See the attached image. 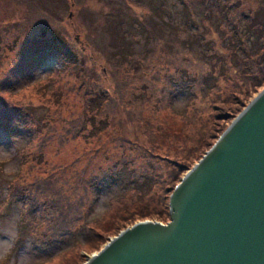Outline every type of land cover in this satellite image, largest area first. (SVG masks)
<instances>
[{
    "label": "rangeland",
    "instance_id": "obj_1",
    "mask_svg": "<svg viewBox=\"0 0 264 264\" xmlns=\"http://www.w3.org/2000/svg\"><path fill=\"white\" fill-rule=\"evenodd\" d=\"M207 1L161 0V15L159 19H156L164 25L168 33L170 31L173 33L178 32L181 38V41H174L172 49L171 47L167 48V51L171 50V53L166 52L165 59L163 52L165 48L162 50L160 46V43L164 41L162 37L157 39L155 46L151 45L153 37L150 40L145 39V37L137 39L140 32L138 24L142 23L144 27L145 24H148V18L155 16L156 9H153L152 12L148 0H0V94L2 96V98L0 96V115L3 112L2 106L6 103L16 104L19 107L23 106V109L34 113V116H32L26 112L30 122L24 126H18L16 129H20V132L17 135L9 134L7 128L0 125V147L11 152L13 160L19 166V173L23 174L20 180L16 182V186L23 189V192L27 194L31 188L30 182L34 178L32 172H36L33 169H40L43 166L44 172L48 170L52 172L57 168L72 164V168L69 170L71 175L80 172V179L75 185L77 192L73 193L74 196L78 197L75 200L77 201L83 197L91 206L95 194L89 191V184L98 182V179H101L113 166L127 162L131 163L130 166L135 167L139 173H150L156 170L153 179V190L149 197L143 196L140 199L137 194L134 204L125 209L124 213L120 211L114 213V217L113 215L108 217L107 223H110V221L111 223L107 226L108 230L104 232L107 240L102 243L103 245L117 235L116 231L122 226L121 221H118L121 216L134 212L138 213L147 204H150L153 215L168 209L172 185L170 184L171 181H165V177H169L171 174L174 175L175 172L180 176V179L184 177L220 137L221 130H219L217 124L223 123V126L227 125L229 127L240 114L242 110L239 112L234 109L237 105L236 102L246 100V105L243 107L245 109L264 89V85L256 86L255 79H252V77L248 75L242 77L237 72L231 76L220 78L221 87L228 91H236L238 96L233 100H228L227 95L218 98V101H224L222 103L225 108L221 112L229 111L232 113L233 118L227 120L217 119L216 125H212L213 131L209 133L206 128L210 117H213L214 114L207 116L211 110H207L209 102L204 100L210 97H198L197 100L199 101L196 102L195 107L189 113L186 111V114L179 117L177 122L174 121L175 115L172 116L166 107L162 108L158 105L156 98L160 97V87L165 82L160 81L162 75L157 73L163 68L157 69L156 67L162 65L168 67L169 70H174L177 67L185 68L196 74V77H202L206 73L211 75L210 73L214 72L212 76L216 77V73L220 72L218 70L220 65L226 63L225 67L230 68L234 67V63L237 62V56H232L231 52L229 54V50L228 56L225 54L224 59L220 58L221 55L218 57L216 55V58L212 61L207 58L211 46H215L218 53L227 51L225 48L227 36L229 41L236 45L228 27L220 34L217 30L211 31L213 23L210 22L209 26L204 25L202 32L206 34L209 41L205 43L195 41V34L198 29L195 27L190 29V21H196V23L208 22L209 11L212 12V20L220 18L217 15L221 7L218 0H210L209 6ZM239 1L246 7L250 5L253 9H257L264 4L263 0ZM122 22L129 32V38H127L131 41L129 46L133 49L144 50L147 47V49L154 50L159 45L158 48H155V53L146 54L145 56L149 57L139 59V61H142L139 65V74L145 72L144 80L150 83L147 91L151 95L150 100H143L138 98L137 94L135 95V87L140 84L139 80L122 81V77L106 74L105 70L111 66L109 60L115 56L110 49L105 47L110 41L108 40L110 34L108 31L112 30L118 34L124 33ZM51 31L57 32L75 46L81 58L85 59L86 65L89 67L88 70L95 69V80L92 81V84H99L112 94L111 99L102 107L101 116L103 117V114L111 115V120L115 123L114 131H106L109 134L103 135L97 141L96 138L90 140L89 137L83 135H78L75 138L73 134L77 131H72L73 124L65 130V126L69 125L74 115H77V117L86 115L85 103L86 98H88L86 90L80 86L78 81L80 75L74 76L75 72H70L72 69L79 70V65L77 68H70L59 58L49 57L45 60L43 70L36 72L35 79L28 86L17 89L15 92L12 90L13 85L9 86L13 82L10 74L14 68L13 60L16 59L20 43L23 40H31L35 36H50ZM157 57L160 58V65H157ZM144 60L145 65H149V68L145 70L141 67ZM214 67L215 71H213ZM155 76H159L160 79ZM236 81L237 83L234 85ZM46 83H48L47 86H45ZM200 85L199 82L198 88ZM186 99V96H180L177 99V109L184 105ZM62 102L65 104L64 107L61 106ZM47 108L50 110L49 114H53L57 120L53 124L55 129L48 131L50 134L49 143L41 144L40 138L48 130L49 125L43 127L39 132L37 125L39 126L43 122V117L48 114ZM139 110L142 113L141 115H139ZM21 113H25L24 110ZM69 114L72 118H68ZM202 115H204V118H202ZM132 116L134 120L131 119ZM18 119L22 124L21 116ZM165 121L169 123V131H183L184 134L179 141L169 144L171 149L167 147L168 142L170 143V140H167L164 142L162 149L159 150L153 147L154 142H152L151 136L148 137L142 131L143 128L140 125L148 131L150 127L147 123L150 122L153 130H161L163 126L161 123ZM62 131H65L66 134ZM149 133L152 134V131H149ZM56 135H62V137L59 138ZM64 135L68 137L66 141ZM110 135L112 138L108 139ZM70 137L71 141H68ZM38 143L41 145H38ZM34 146L35 154L39 152L38 147H40L41 151L44 152L43 156L46 161L43 165L33 168L32 148ZM166 152L170 153L169 158L166 157ZM177 153L180 155L177 156ZM77 157L81 162L74 161ZM184 157H188V159ZM176 158L180 163L186 165L184 169H182L183 166L177 167L175 165L173 159L176 160ZM72 161L74 162L71 163ZM154 162L158 170L155 168ZM53 165L55 167H51ZM159 171L164 176H161ZM19 173L15 177L19 176ZM38 174L41 175V173ZM11 180V178H4L0 175V246L5 243L12 244L10 255L5 261L6 264H63L65 262L63 253L69 250L65 249L66 247L47 246L43 240L39 242L36 239V234H29V232L32 233V227L29 228V231H26L24 237H20L19 227L24 211L27 209L25 206H28L29 202L26 200L24 203H16L12 200L15 198L16 187L14 184L11 185L13 183ZM67 181L69 183L70 178ZM120 183L121 181L115 184L110 192L101 195L98 203L94 205L92 219L106 214L111 207L112 198L120 199V197H123L121 195L125 192L127 184L125 180L123 184ZM159 203H164V206L159 208L157 206ZM140 214H134L133 218L128 220L129 223L126 226L130 227L136 222L148 219L160 221L154 217L138 218ZM115 217L119 218L116 219ZM163 220H169L167 215L163 217ZM18 240L20 242H17ZM78 250L74 249L67 254L69 262L74 259L72 256ZM82 253L85 257H78L76 263L68 264H84L90 256L98 253V248L82 250Z\"/></svg>",
    "mask_w": 264,
    "mask_h": 264
},
{
    "label": "trees",
    "instance_id": "obj_2",
    "mask_svg": "<svg viewBox=\"0 0 264 264\" xmlns=\"http://www.w3.org/2000/svg\"><path fill=\"white\" fill-rule=\"evenodd\" d=\"M148 1L150 2L149 5L151 6L152 12L153 9H156L155 16L153 15L152 17H149L147 21L148 24H145L144 27L142 23L138 24L140 32L137 35V39H142L145 37V39L150 40L153 37L151 45L155 46L157 39L162 37L164 41L160 43V46L162 50L165 48L163 52L164 58L166 59V52L171 53V50L167 51V48L171 47L172 49L174 46V41H181V38L178 32L173 33L170 31L168 33L164 25H162L160 21L157 20L159 19V16L161 15L160 12L162 11L161 0ZM209 2L210 0L207 1L208 6L210 5ZM218 3L221 4V7L217 13V15L220 17L219 19L212 20V12L209 11L208 22L205 23V21H202L200 23H196V21H190L189 27L190 29H194V27L198 29L196 30L197 33L195 34V41L199 43H205L209 41V39L206 38V34L202 33L204 30V25L209 26L210 22L213 23V28L211 31L217 30L220 34L221 31L227 30L226 27H228L230 29L233 42H236V45L235 43H231L227 36V45H225L227 51H220V54L216 51L215 46H211L209 48L210 51L208 52L209 55H207V58H210L212 61L216 58V55L217 57L221 55L220 58L224 59L225 54L228 56L229 50V54L231 52L232 56H237V62L234 63V67H225L226 63L220 65L218 69L220 72L216 73V77L212 76V73L214 72L210 73L211 75L206 73L202 77H196V74L185 68L177 67L174 68V70H169L168 67H163L162 65L156 67L157 69L163 68L157 73L162 75V79L160 81L165 82L162 83L163 86L160 87V97H158L160 100L158 98H156V100L159 103V106L162 108L166 107L172 116L175 115L174 121L177 122L179 117L186 114V111L189 113L190 110L195 107L196 102L199 101L197 100L198 97H210L204 100L209 102L207 105L209 108L207 110H211L207 116L214 114L213 117H210L209 124L206 128L208 133L213 131V126L216 125L217 119L227 120L233 118L232 113L229 111L221 112V110L225 108L222 103L224 101H218V98L227 95L228 100H233L236 96H238L236 91H228L223 89L219 83L220 78L231 76L233 73L237 72L242 75V77L248 75L249 77H252V79H255L256 86L260 87L261 85H264V4L260 5L257 9H253L250 5L246 7L239 0H218ZM122 28L124 29V33L122 34L115 33L112 30L108 31V33L110 32L108 36V40L110 41H108L107 46L105 47L110 49L112 54L115 56L114 58L111 57L110 60L108 59L111 63V66L109 69L107 68L105 70L106 74L122 77V81H128L129 79L139 80L140 84H137L135 87V95L137 94L138 98H142L143 100H150L151 95L150 93H147L150 83L147 80H144L146 75L145 72L140 73L143 77L139 74V65H141L140 63L142 62L139 61V59L149 57L145 56L146 54L151 55V53H155V48H158L159 45L158 47H155L154 50H150L149 48L147 49V47L144 50H135L133 47L129 46L131 43V41L128 39L129 32L126 30L123 22ZM49 35L50 36H35L31 40H23L20 43L18 46V54L16 59L13 60L14 68L11 70L10 74L13 82L9 86L13 85L12 90L14 92L17 89L28 86L35 79L36 72L38 73L43 70L45 66V60L49 59V57L59 58V60H62L65 65H69L70 68H77L79 65V70L75 71L72 69L70 72H75L74 76L78 74L80 75L78 77V81L80 82L81 88L86 90V95L88 96L85 103L86 115L79 117L74 115L72 118L71 114H69L68 118L72 119H69L70 123L68 126H65V130L69 129V126L73 124L72 131H77L73 134L75 138L78 135H83L89 137L90 140H95L96 138L97 141L103 135L109 134L106 131H114L115 123L111 120V115L103 114L104 116H101V109L106 104V102L111 99L112 94L108 89H104L99 84H92V81L95 80V69H87L89 67L86 65L85 59L81 58L75 46L69 42L68 39L65 37L63 38V36H60L54 31H51V34L49 33ZM159 60L160 58L157 57V65L161 64H159ZM145 64L146 63L144 60V64L141 66L143 70L149 68V65ZM103 67L105 68L104 64ZM213 71H215V67ZM155 77L160 79L159 76ZM199 82L201 85L198 88ZM236 83L237 81L234 83V85ZM47 84L48 83H46L45 86H47ZM180 96H186L187 99L184 105L177 109L176 101L180 98ZM236 104L237 105L234 107V109L240 112L246 105V100H243L239 103L236 102ZM61 106H65L64 102L61 103ZM23 110L25 113L20 114V112ZM46 110L49 114V108ZM2 111L3 112L0 115V125L7 128V132L9 134L12 133L11 135H17L20 132V129H16L18 126H24L30 122L26 112L34 116L33 112L23 109V106L19 107L16 104L10 105L9 103H6V105L2 106ZM48 114L43 117V122L40 123L39 126L37 125L38 132L42 130L43 127L49 125L48 130L45 131V134L40 138L41 144L49 143L50 134L48 131L55 129L53 124L57 119L53 114ZM141 114L142 113L139 110V115ZM20 116L22 118V124L18 119ZM138 118L139 117H137V119ZM202 118H204V115H202ZM131 119L134 120L133 116ZM138 120L140 121V119ZM168 124V121L161 123V125H163L161 130H153L151 128L152 124L150 122L147 123L148 127H150L148 131H146V128L142 125H140V127L143 128L142 131H144L148 137L151 136L150 138L153 140L152 142H154L153 147L161 150L164 142L170 140V143L168 142L167 147L171 149L169 144H174L179 141L184 133L183 131H169ZM217 125L219 130H221V134L228 128L227 125L223 126V123H219ZM149 131H152V134H150ZM62 132L65 133V131ZM56 137L61 138L62 135H56ZM64 138L66 141V138L68 137L65 136ZM110 138H112L111 135L108 137V139ZM68 141H71V137L68 139ZM41 144L38 143V145ZM34 148L35 146L32 148L33 168L35 166L43 165L46 161L43 156L44 152L41 151L40 147H38L39 152L37 154H35L36 151ZM153 153L156 154L155 152ZM165 155L167 158L170 157V153L168 152H166ZM179 155L180 154L177 153V156ZM184 158L188 159V157ZM76 160L81 162L79 157H77L74 161ZM173 160L177 167L183 166L182 169L185 168L184 166L186 165L180 163L178 158ZM130 164L131 163L127 162L124 164V162H122L119 165H115L111 170H108V172L101 179H98V182H92L89 184V191L95 194V197L91 201V206L83 197L79 198L77 201L75 200L78 197L74 196L73 193L77 192V187L75 185H77V181L80 179V172L72 173V176L71 172L69 171L72 168V164L57 168L52 172L50 170L44 172L43 166H41L40 169H33V171L36 172H32L34 178L30 182L31 188L27 194L23 192V189L16 186V182H18V180H20V178L23 176V174L19 173V176L11 180L13 181L11 185L14 184L16 187L15 198L12 200L16 203H24L26 200L29 202L28 206H25L27 209L24 211V216L19 227V234L21 235L20 237H24L26 231H29V228L32 227V233L29 232V234H36V239L39 242L43 240L47 246H55L57 248L66 247L65 249L69 250L63 253L65 261L63 264L76 263L78 257H85L83 255L84 253H82V250L94 249L95 247L100 249L103 245L102 243L107 240L104 232L108 230L107 226L111 223V221L110 223H107L108 217L112 215L114 217V213L116 212L123 211L124 213L125 209H128L129 206L134 204L137 194L139 195V198L142 199L143 196L149 197L153 190V179L156 175V170L150 173H139L137 172V169L135 167H131ZM154 166L158 170L155 162ZM51 167H55V165ZM149 169L151 170V167ZM38 173H41V175ZM159 173L161 176H164L161 171H159ZM175 173L174 175L171 174L169 177H165V181H171L170 184L172 187L170 191H174L180 180V176ZM69 178L70 182L68 183L67 180H69ZM124 180L126 181L127 188L122 195L120 194L123 197H120V199H115V197L112 198L111 200L113 202L111 201V207L106 212V214L102 217H95L92 219L94 205L98 203L101 195L103 193L110 192L112 187L119 181H121L120 184H123ZM157 206L160 208L164 206V203H159ZM150 208V204H147L146 206H143L138 213L134 212L129 215H123L120 218L115 217L116 219L119 218L118 221H121L122 223L121 228L119 227L116 231L117 234L123 228L127 227L126 225L129 223L128 220L132 219L134 214L141 213L138 218L144 219L154 217L162 222L168 221L163 220L164 216L167 215V219H170L171 217L170 202L168 209L163 212L159 211L154 215L151 213L152 211ZM17 242H20V240ZM74 249L79 250L72 256L74 258L72 259L73 262H69L67 260V254L71 253ZM3 264H6V262H3Z\"/></svg>",
    "mask_w": 264,
    "mask_h": 264
},
{
    "label": "water",
    "instance_id": "obj_3",
    "mask_svg": "<svg viewBox=\"0 0 264 264\" xmlns=\"http://www.w3.org/2000/svg\"><path fill=\"white\" fill-rule=\"evenodd\" d=\"M172 192L169 222H136L84 264H264V89Z\"/></svg>",
    "mask_w": 264,
    "mask_h": 264
},
{
    "label": "clouds",
    "instance_id": "obj_4",
    "mask_svg": "<svg viewBox=\"0 0 264 264\" xmlns=\"http://www.w3.org/2000/svg\"><path fill=\"white\" fill-rule=\"evenodd\" d=\"M19 166L13 160V156L10 151L0 147V175L4 178L15 179V176L19 173ZM12 249V244L5 243L0 246V264L7 261Z\"/></svg>",
    "mask_w": 264,
    "mask_h": 264
}]
</instances>
